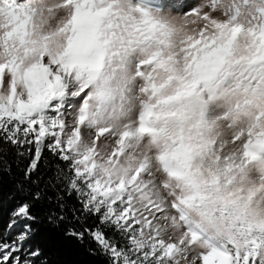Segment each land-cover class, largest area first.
Masks as SVG:
<instances>
[{
  "label": "snow or ice",
  "instance_id": "1",
  "mask_svg": "<svg viewBox=\"0 0 264 264\" xmlns=\"http://www.w3.org/2000/svg\"><path fill=\"white\" fill-rule=\"evenodd\" d=\"M0 264L59 230L100 264H264V0H0Z\"/></svg>",
  "mask_w": 264,
  "mask_h": 264
},
{
  "label": "trees",
  "instance_id": "2",
  "mask_svg": "<svg viewBox=\"0 0 264 264\" xmlns=\"http://www.w3.org/2000/svg\"><path fill=\"white\" fill-rule=\"evenodd\" d=\"M8 208L0 209V224L6 218ZM45 250L50 264H100L99 260L90 256L75 242L64 238L59 230L41 226L36 237Z\"/></svg>",
  "mask_w": 264,
  "mask_h": 264
}]
</instances>
